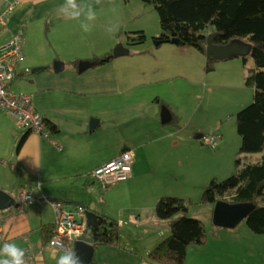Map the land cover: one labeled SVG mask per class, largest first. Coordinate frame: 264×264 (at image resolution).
Here are the masks:
<instances>
[{
    "label": "crops",
    "instance_id": "obj_1",
    "mask_svg": "<svg viewBox=\"0 0 264 264\" xmlns=\"http://www.w3.org/2000/svg\"><path fill=\"white\" fill-rule=\"evenodd\" d=\"M75 4L73 9L66 0H19L4 23L7 35L20 29L25 37V58L10 85L17 92L28 93L47 125L51 122L57 129L48 125L50 139L0 110V189L15 197L13 204L0 209L2 244L34 230L33 215L39 219L40 232L42 226L53 223L50 200L54 198H63L79 218H84L80 210L86 207L111 216L87 202L85 192H95L96 186L103 195L122 201L129 209L127 215L134 219V229L144 225L141 230L149 238L151 224L148 220L141 223L143 215L137 209L155 207L156 200L168 193L193 199L207 182L208 166L213 164L205 161L206 146L195 134L214 130L221 140L224 123H213L209 99H214L212 104L223 99L226 106L234 102L213 93L214 86L223 84L218 72L225 74L230 86H242L245 80L238 55L218 59L213 69L206 70V54L197 47L174 41L157 43L159 14L143 0H75ZM60 5L69 17L74 11L79 17L61 16ZM89 7L96 14L93 20L87 19ZM81 25L91 30L85 32ZM139 29L146 39L128 42V33ZM118 41L129 47L127 53L93 64V56L112 51ZM84 59L91 63L80 69ZM37 66L41 68L33 70ZM163 105L170 116L162 119ZM123 149L133 153L131 176L100 187L91 170ZM201 167L202 175L198 173ZM197 175H201L198 180L194 179ZM170 186L173 191L162 194V187ZM28 190H32V199L22 200L21 192ZM14 212L19 216L18 225L12 216L7 217ZM121 212L115 217L120 228L118 244L94 246V260L89 264H155L148 251L163 237L156 238L153 245L148 240L140 246L139 238L132 240L134 244L123 242L121 227L126 220ZM150 219L153 224L166 223L158 217ZM235 222H215L213 236L188 246L185 264H264V232L238 228ZM167 226L159 230L164 232ZM19 247L25 254H33L34 264L46 262L47 256L57 261L60 255L42 241L35 251L26 245Z\"/></svg>",
    "mask_w": 264,
    "mask_h": 264
},
{
    "label": "trees",
    "instance_id": "obj_2",
    "mask_svg": "<svg viewBox=\"0 0 264 264\" xmlns=\"http://www.w3.org/2000/svg\"><path fill=\"white\" fill-rule=\"evenodd\" d=\"M143 1L152 5L159 14L161 31L154 37L156 42L175 38L180 44L197 47L206 54V70L213 69L218 59L226 58L206 53L209 34H214L213 40L217 43H228L237 37L249 40L254 66L247 68L244 77L245 82L254 87V96L235 114L236 128L241 135L235 171L220 180L212 178L200 200L210 202L212 206L217 200L248 203L249 209L243 216L247 226L254 232H264V0ZM145 39L146 34L140 29L127 35L131 44ZM112 57L110 51L91 59L93 64H101ZM48 125L52 130L57 129L51 122ZM257 152L261 153L254 155ZM191 203L190 199L176 194L161 195L156 200V215L166 221L169 233L148 251L150 261L155 264H185L188 246L206 242L208 235L204 222L187 213ZM103 216L99 225L86 224L81 234V238L92 242L95 247L119 242L118 219ZM53 226L54 223L41 227L43 244L49 241Z\"/></svg>",
    "mask_w": 264,
    "mask_h": 264
},
{
    "label": "rangeland",
    "instance_id": "obj_3",
    "mask_svg": "<svg viewBox=\"0 0 264 264\" xmlns=\"http://www.w3.org/2000/svg\"><path fill=\"white\" fill-rule=\"evenodd\" d=\"M19 2V0H18ZM234 41H236L240 46L242 47H246V50L244 52H241L238 55V61L239 63H241V66L244 67V74L247 71V68L249 66H254V60L253 57L250 54V50H251V44L249 42V40L246 37H237ZM244 56L246 57V59L244 58ZM219 74V80L220 82H222V86H214L213 89V93L217 94V96L219 97H230L232 101L228 106H226L225 101L223 102V99H217V102H213V104L211 103V101H213L214 99H209V103L212 107V113H209L212 115V117L214 118V122L213 123H224L223 126L221 125V132H222V137L220 140V143L218 144V147H210L205 145L204 149L205 151H207V158L205 157V161L207 159L208 163H212L213 167H209V169L212 171H209V173H207L206 175V184L203 185L202 189L198 192L196 191L193 195V199H190L192 201L191 205L188 207V213L189 216H193V217H198L199 219H201L206 227L207 230V235L208 237L213 236L214 235V229L215 227H217L216 224H214L215 222H213L211 220V209L213 208L212 204L209 202H202L201 196H202V192L205 188V186L210 182V180L212 178H216L218 180L223 179L225 177H227L228 175L232 174L235 171V158L239 155V147L241 144V135L239 134L237 128H236V112L237 110H239L240 108L246 106L247 104H249L252 100H253V96H254V87L252 85H248L245 80L242 86L236 87L234 86H230L227 85V77L225 76V74L223 72H218ZM234 80L235 77H234ZM16 87V86H15ZM15 87H11L13 90H16ZM212 94V95H214ZM228 102V101H226ZM219 103H221L219 105ZM224 114V115H223ZM223 115V117H222ZM199 117V115H198ZM197 117V118H198ZM230 117V118H229ZM206 121H210V117H206L204 118ZM201 122H203V120H201ZM197 141L200 142V137L199 138H195ZM220 149V151L216 154H210L209 151H214L217 149ZM201 153V152H200ZM261 152H257L254 153V155H259ZM211 157V158H210ZM202 169V167H201ZM201 169L198 173H200L202 175V173L204 172V170ZM208 170V169H207ZM210 172L212 173V176L209 175ZM204 174V173H203ZM201 175H197L194 179L198 180L199 177ZM209 175V176H208ZM97 184H99L98 182H96ZM167 188V189H166ZM87 189V188H86ZM95 192H89L86 191L85 196H86V200L88 203L91 204V206H96L99 209L104 210L105 212H108L109 217H117V214L120 210H122L121 212V217H123L126 221L125 224L121 227V235H122V241L123 242H133L132 240L139 238L138 240L140 241L139 244L140 246L146 244V242H148V240H150V242L153 244H155L156 242V238H162L166 234L169 233V228L166 227V231L162 232L161 230H159L160 228H163L161 226H165L167 225L166 223H159V224H153L152 221H150V217H158L156 215L155 212V207L153 208H149V207H145L143 209H137L136 212H140L143 216V220L141 223H143V221L148 220L150 222L151 225H149L148 227L152 228V232L149 235H151L149 238H146L145 234L146 231L145 230H141L143 229L144 225H140L142 226V228H140V230H135L134 228H136L134 226V219L132 220L128 215V210L127 208H124V203H122V201L116 200V198H113L112 195L108 194L107 195H103V193L101 192V190H99L100 188L98 186H96L95 188ZM173 191L172 190V186H170V188L168 189V187H162V194L166 191ZM170 194V193H168ZM173 194V193H171ZM107 199V200H106ZM121 200V198H119ZM38 203V202H37ZM42 205L46 206L45 202L42 203ZM146 205H149L148 203H146ZM38 208V207H37ZM213 210V209H212ZM32 211V209L30 210ZM14 212L13 214L7 216V217H11L12 219H14L15 221V225L19 223V216H15ZM33 222L31 224V227L34 226V230H31V232L29 234H26V236H16L17 239L14 241H9L10 235L8 236V243H15L16 245L19 244V246H24L26 245V247H28L27 249L30 251H35L40 242H41V232L39 231V219L38 217H36V215H33ZM32 216V217H33ZM165 221V220H163ZM236 225L238 226V228L240 227H246L248 231V226L244 220V217L242 216L241 218L236 220ZM134 226V227H133ZM130 227H132L130 229ZM223 227V226H222ZM15 229V228H13ZM130 229V230H129ZM132 229H134L135 231H131ZM244 229V228H242ZM251 231V229H250ZM141 235V237H139ZM159 236V237H157ZM133 238V239H132ZM145 239V240H141ZM150 243V244H151ZM132 244V243H131ZM134 244V242H133ZM2 242L0 240V246H2ZM151 245V246H152ZM35 249V250H34ZM36 264H57V261H54L52 258H49V256L46 257V262L41 261L40 263H36Z\"/></svg>",
    "mask_w": 264,
    "mask_h": 264
},
{
    "label": "built area",
    "instance_id": "obj_4",
    "mask_svg": "<svg viewBox=\"0 0 264 264\" xmlns=\"http://www.w3.org/2000/svg\"><path fill=\"white\" fill-rule=\"evenodd\" d=\"M18 0L0 1V110L13 116L18 123L26 126L42 136L50 138L45 117L38 112L28 93H20L11 88L10 81L14 77L20 63L25 58L24 32L14 31L7 35L4 23ZM220 133L214 130L201 136L202 142L210 147L218 145ZM133 153L131 149H123L117 155L98 164L91 170V177L101 186L115 185L132 174ZM32 190L22 191L21 199L31 200ZM43 197L48 199L44 194ZM54 210L53 233L46 243L50 248L58 250V243L65 248H72L75 239L81 238L86 221L76 216V212L65 200L51 199ZM26 264H34L33 254H25Z\"/></svg>",
    "mask_w": 264,
    "mask_h": 264
},
{
    "label": "water",
    "instance_id": "obj_5",
    "mask_svg": "<svg viewBox=\"0 0 264 264\" xmlns=\"http://www.w3.org/2000/svg\"><path fill=\"white\" fill-rule=\"evenodd\" d=\"M214 34H209L207 37L206 53L208 55H214L217 57H228L234 54H239L246 50V47L240 46L236 41H231L228 43H217L214 42ZM172 41L177 42V39L172 38ZM129 51V47L125 45L122 41H118L112 50L114 56L125 54ZM90 60H82L79 62V68L90 64ZM45 66V65H44ZM47 66V65H46ZM55 69L57 67V62L54 63ZM41 66L34 67L33 70H37ZM162 119L170 116V111L167 106H162ZM197 138L202 136V133L195 134ZM15 202V197L3 189H0V209L7 207ZM248 203H228L223 200H217L213 207V219L215 222L221 225H229L236 221L238 218L244 216L249 209ZM81 216H84L86 224L96 226L99 225L103 220V215L98 213L92 208H83L80 210ZM77 255L80 257L81 264H89L93 260L94 255V245L92 242L87 241L83 238H77L74 241L73 248Z\"/></svg>",
    "mask_w": 264,
    "mask_h": 264
},
{
    "label": "clouds",
    "instance_id": "obj_6",
    "mask_svg": "<svg viewBox=\"0 0 264 264\" xmlns=\"http://www.w3.org/2000/svg\"><path fill=\"white\" fill-rule=\"evenodd\" d=\"M99 2V0H97ZM66 4L71 5L73 9L76 8L75 0H66ZM58 12L61 16L68 17L70 19H77L79 17V12H73L69 17L65 11V6L60 5ZM96 18L95 12L91 11L89 7V12L87 14V19L93 20ZM83 31L88 32L91 29L81 25ZM108 31H114L113 28H108ZM60 255L57 259V264H81L80 257L77 255L76 251L72 248H65L62 243L57 245ZM0 264H26L24 251L15 243H4L0 246Z\"/></svg>",
    "mask_w": 264,
    "mask_h": 264
}]
</instances>
